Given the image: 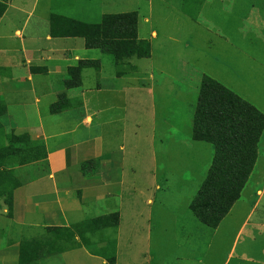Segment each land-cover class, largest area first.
Wrapping results in <instances>:
<instances>
[{
	"label": "rangeland",
	"instance_id": "374dc122",
	"mask_svg": "<svg viewBox=\"0 0 264 264\" xmlns=\"http://www.w3.org/2000/svg\"><path fill=\"white\" fill-rule=\"evenodd\" d=\"M19 1L28 12L34 10V17L49 10L87 24H99L104 15L135 12L138 38L150 45L148 59L131 57L115 62L98 50L81 53L83 59L104 57L103 73L110 81L137 89L126 112L119 108L124 104L123 87L119 88L121 93H101L107 105L115 106L105 115L119 120L112 126L113 138L107 149L123 164L127 199L123 215L149 218L151 225L140 224V236L151 227L148 246L147 241L134 240V244L132 239L126 240L119 253L126 251L132 257L125 263L120 257L119 264H225L231 251L235 258L248 260L240 264H264V132L253 172L218 228L200 224L190 210L214 157L212 145L191 139L202 77L214 79L264 114V1L191 0L185 3L190 17L182 11L184 0ZM72 42L81 45L83 40L57 41L59 45ZM88 72L100 70L91 68ZM44 108L42 105L41 111ZM1 120L7 125L6 118ZM152 126L154 146L149 147ZM5 134L11 136L10 132ZM66 141L62 138L60 144ZM43 164L27 167L21 174L20 170L16 174L17 168L13 172L24 180L37 177L45 173ZM51 191L47 177L27 187L30 197L40 196L29 200L32 229L13 221L27 220L26 208L19 212L14 208L9 216L4 199H0V233L4 235H0V264H18L20 243L40 237L49 228L50 207L46 208L48 213L41 207L50 202ZM117 199L111 196L101 208L86 207L69 219L79 223L116 211ZM7 244L14 247L5 250ZM86 253L97 256L91 245ZM87 254L79 253L81 257L73 264L101 263L98 258L90 260ZM50 259L42 253L33 264H50ZM67 264H71L69 259Z\"/></svg>",
	"mask_w": 264,
	"mask_h": 264
},
{
	"label": "crops",
	"instance_id": "0c3cea01",
	"mask_svg": "<svg viewBox=\"0 0 264 264\" xmlns=\"http://www.w3.org/2000/svg\"><path fill=\"white\" fill-rule=\"evenodd\" d=\"M39 15L34 17V10L28 12L21 6L19 0H0V103L4 107L0 114V122L6 132L27 134L30 140L41 143L46 150L44 161L16 169V174L19 170L21 174V170H27L25 168L35 167L40 163H44L46 168L45 173L40 176L25 180L17 178L22 186L14 190L13 209L16 208V212H19L20 208H26L28 214L25 221H13L32 229L33 224L28 221L32 214L29 200L38 199L40 196L30 197L27 187L47 177L51 181V200L48 204L41 205V209H45L43 213H48L46 208L50 207L49 228H70L84 221L117 215L116 218L109 217L108 221L105 220L98 227L94 225L96 227L94 229H82L75 235L74 244L66 245L65 251L47 254L51 256L50 264H55L59 259H62V264H67L68 259L73 264L81 257L79 253L87 254L88 245L93 246L97 254V256L87 254L90 260L98 258L100 264H119L120 257H124L123 263L128 262L132 255L126 251L119 253V248L123 247L128 239L136 240L138 243L140 240L147 241L145 247L148 246L151 225L149 218L142 220L139 216L123 215L124 203L127 201L124 198L126 189L122 179L123 164L107 149L113 138L112 126L114 127L119 120L105 115L115 106L107 105L101 93H116L123 87L124 104L119 108L126 112L131 107L130 100L137 89H134L132 84L124 86L117 81L115 83L110 81L107 74L103 73L102 63L104 60L107 61L104 57L99 60L83 59L81 53L87 55L88 51L94 50L86 49L82 38L52 37L51 17L55 15L54 13L47 10ZM67 39H82L83 43L81 45L74 42L66 45L57 43L58 40ZM80 61H99L100 72L89 73V69H84L81 73V86L67 89L64 82L68 69L77 66ZM27 94L30 96L27 97ZM60 96L64 97L62 101L64 110L52 115L50 107L58 102ZM42 105L46 106L43 111ZM3 118L7 119V125L3 124L1 120ZM154 136L152 126L148 135L149 147L154 146ZM62 138H67V141L60 144ZM49 140H52L51 146ZM154 156L153 152V163ZM87 162L92 163L85 168L82 167ZM156 172L155 166L153 173ZM111 196L118 198L116 211L84 219L79 223L69 219L73 213L80 212L86 207L101 208L100 205L106 203ZM128 199H132L131 196ZM143 222L150 226L143 236H140V224ZM45 234L46 231L41 233L40 237H44ZM51 238H55L54 233ZM11 247L14 245L7 244L4 248L9 250ZM228 260L225 264L248 261L241 257L235 258L232 251L228 255Z\"/></svg>",
	"mask_w": 264,
	"mask_h": 264
},
{
	"label": "trees",
	"instance_id": "16d2710c",
	"mask_svg": "<svg viewBox=\"0 0 264 264\" xmlns=\"http://www.w3.org/2000/svg\"><path fill=\"white\" fill-rule=\"evenodd\" d=\"M188 1L191 0H184L182 11L190 17L191 11L185 4ZM51 26L52 37L82 38L86 49L98 50L115 62L131 57L148 59L151 55L148 41L138 38V16L135 12L104 15L99 24L53 15ZM91 68L99 72L98 61H80L77 66L69 68L65 87H80L82 70ZM63 99L60 96L58 102L50 107V114L64 110ZM3 111L0 103V114ZM263 131V113L214 79L206 75L202 77L191 137L195 142L212 145L214 157L190 204V210L200 224L216 229L238 201L256 163L257 146ZM45 158L46 150L41 143L33 142L27 134L11 133L7 137L0 122V199H4L9 216L13 210V192L22 186L13 169ZM109 217L116 218L117 215ZM109 217L84 221L70 228H48L44 237L20 243L18 264H33L42 253L65 251L66 245L74 244L75 235L82 229H94ZM52 233L54 239L51 238Z\"/></svg>",
	"mask_w": 264,
	"mask_h": 264
}]
</instances>
